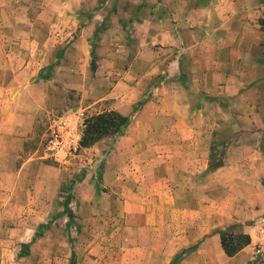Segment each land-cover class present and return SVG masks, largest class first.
I'll return each instance as SVG.
<instances>
[{"label":"rangeland","instance_id":"obj_1","mask_svg":"<svg viewBox=\"0 0 264 264\" xmlns=\"http://www.w3.org/2000/svg\"><path fill=\"white\" fill-rule=\"evenodd\" d=\"M15 1L27 8L16 11L20 16L10 14L7 21L0 11V264H168L206 237L213 238L198 253L212 257L208 264L215 257L225 264L216 231L235 235L245 225L256 227V218L234 219L240 199L230 196V183L210 179L225 164L230 134L208 142L199 173L172 177L167 171L146 181L126 177L112 152L126 127L88 147L79 145L87 119L115 111L112 99L92 100L107 86L80 87L84 72L94 69L93 51L88 69L65 52L84 26L70 17V0L62 6L54 0ZM99 32L96 27V39ZM17 52L24 54L26 72ZM40 94L44 101L33 108ZM146 99L131 106L129 121ZM211 149V164L221 160L222 166L210 167ZM106 165L111 167L104 181Z\"/></svg>","mask_w":264,"mask_h":264},{"label":"crops","instance_id":"obj_2","mask_svg":"<svg viewBox=\"0 0 264 264\" xmlns=\"http://www.w3.org/2000/svg\"><path fill=\"white\" fill-rule=\"evenodd\" d=\"M54 1L63 5L62 0ZM69 4L74 8L70 17L84 26L65 52L75 62H84L85 69L92 51L95 61L94 69L84 72L80 87L107 86L101 97L92 100L112 99V110L121 116L147 95L112 145L125 176L146 181L167 171L172 177L199 173L206 166L208 142L229 133L225 164L210 179L220 186L229 182L230 196L240 199L234 219L257 222L264 213V0H70ZM21 9H27L22 2L0 0L4 20H10V14L20 16L16 11ZM96 27L98 39L93 36ZM16 57L26 72L24 54L17 52ZM43 101L40 94L32 107ZM226 121L230 124L224 126ZM110 167L103 169L104 181ZM242 229L249 244L225 256V264H264V242L256 227ZM211 238L179 264H208L212 257L198 252ZM222 263V257L214 258V264Z\"/></svg>","mask_w":264,"mask_h":264},{"label":"trees","instance_id":"obj_3","mask_svg":"<svg viewBox=\"0 0 264 264\" xmlns=\"http://www.w3.org/2000/svg\"><path fill=\"white\" fill-rule=\"evenodd\" d=\"M90 68L93 69V65L90 64ZM139 103L136 105V107ZM129 118L127 116H121L116 112H104L90 117L84 123V127L81 133L79 145L81 147H88L96 142L99 138L106 136L107 134H121L123 129L127 126ZM215 149H211L209 162L212 169L222 166V161H218L211 164V158ZM219 154H223L220 152ZM97 189V186L94 187ZM66 214L69 215L68 211ZM226 229H220L216 231L219 238V245L226 257H231L236 254L240 249L249 244V237L246 234H231L226 233ZM193 250V246L188 247L178 254L174 255L168 264H178L186 253Z\"/></svg>","mask_w":264,"mask_h":264},{"label":"built area","instance_id":"obj_4","mask_svg":"<svg viewBox=\"0 0 264 264\" xmlns=\"http://www.w3.org/2000/svg\"><path fill=\"white\" fill-rule=\"evenodd\" d=\"M256 231L259 235V240L261 243L264 242V214L259 217V219L256 222Z\"/></svg>","mask_w":264,"mask_h":264}]
</instances>
